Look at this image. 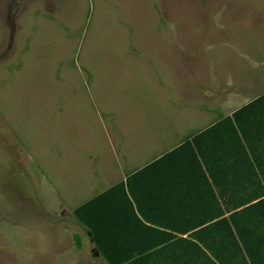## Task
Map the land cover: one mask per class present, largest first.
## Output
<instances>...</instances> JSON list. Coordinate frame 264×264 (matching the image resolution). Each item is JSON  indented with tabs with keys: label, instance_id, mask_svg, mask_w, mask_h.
<instances>
[{
	"label": "rangeland",
	"instance_id": "1",
	"mask_svg": "<svg viewBox=\"0 0 264 264\" xmlns=\"http://www.w3.org/2000/svg\"><path fill=\"white\" fill-rule=\"evenodd\" d=\"M155 55L177 56L180 74L203 71L211 95H246L230 106L264 94V0H0V264H106L74 210L110 188L109 165L132 169L122 152L109 155L111 105L133 102L109 71ZM222 75L219 88L211 79ZM191 105L158 114L176 129L183 113L197 118ZM206 113L199 123L218 118Z\"/></svg>",
	"mask_w": 264,
	"mask_h": 264
},
{
	"label": "trees",
	"instance_id": "2",
	"mask_svg": "<svg viewBox=\"0 0 264 264\" xmlns=\"http://www.w3.org/2000/svg\"><path fill=\"white\" fill-rule=\"evenodd\" d=\"M212 134L221 137L227 155L224 188L218 195L211 189L218 169H201L210 191L200 195V205L186 193L177 195L172 223L141 219L140 196L131 184L136 175L74 210L107 264H264V95L202 133ZM188 170L157 169V175L173 182L186 179Z\"/></svg>",
	"mask_w": 264,
	"mask_h": 264
},
{
	"label": "crops",
	"instance_id": "3",
	"mask_svg": "<svg viewBox=\"0 0 264 264\" xmlns=\"http://www.w3.org/2000/svg\"><path fill=\"white\" fill-rule=\"evenodd\" d=\"M147 58L149 57L135 60L134 57H129V61L126 62H135L134 67L137 68L135 71L128 72L132 66L126 64L121 65L119 71H109L113 74V79L117 78L111 82L113 86L120 88L122 94H125V97H128L130 101H133L128 103L121 101L122 103L111 105L113 113H109V155H113L114 151L115 154L122 152L126 159L130 158L132 169H125L127 166L124 167V164L121 166L122 162L118 166L119 169H114L112 164L109 165V185L112 188L136 175L135 178H132L131 184L140 196L139 211L142 212L140 217L145 223L151 225L147 221L150 223H172L176 220L171 208L176 207L178 204L172 201L177 199V195L181 193L191 196V202L196 205L201 204L200 195H207L204 192L210 191L203 184L204 177L201 174V169H218L214 172L217 185L211 179V189L218 195L220 188H224L223 178L220 179L221 169H228V166L227 155L224 149H221L223 140L219 135H202V133L261 95L250 99L244 104L230 106L228 102L232 101L231 104L235 102L242 103L246 95L241 92H236V94L233 91H228V88L222 91L218 89L215 96L214 94L211 95L212 93L208 88L210 87L208 76L203 71H198L196 72L198 75L194 74L195 76L192 75L190 77L186 75L187 72L180 74L177 69V56H168L169 59H166L167 57L155 55L152 61ZM126 70L127 72H125ZM125 73H132V77L127 83L122 78ZM189 78L192 81H188ZM218 79V77H214L211 81L218 86L223 82L224 76L222 75L220 80ZM180 85L183 89L181 95L179 91ZM218 87L220 88V86ZM161 97L164 99L161 107L154 108L152 106L153 102L158 98L161 100ZM213 97L216 99V106L214 111L210 112L209 108L204 107V105L207 102L209 103ZM221 97V102L217 103ZM227 97L229 99H226ZM225 101L227 102L223 103ZM193 102L194 105L191 106L200 110H196L197 118H193L194 111L188 114L183 113L186 115L184 119H174L175 123L180 120L182 121L180 123L183 124L180 127L176 126V129H167V124L163 121L164 117L162 114H158L159 111L164 109L171 110L170 108L176 111L175 105L177 103L179 106H183ZM154 109L158 110L155 112ZM201 111L207 112V117H205L207 120L208 116L212 114H216L218 118L211 120V122L199 123V119L203 120L202 116H204ZM186 127H197L196 129L199 130L179 141L177 140L178 142L173 145L168 144L160 150L162 147L161 143H170L172 141L171 134L175 133V131H184ZM134 136L140 141L136 144L139 146L135 145ZM195 138L199 140L196 143L193 142ZM144 142L150 143L148 147L151 150L147 148V151L151 153V156L148 161H138L139 165H137L136 158L140 155L137 150ZM157 147H159V150ZM144 169L154 170L140 175ZM157 169H173L174 171L176 169H189V176L186 179L175 178L176 181L173 182L167 181L163 176L157 175ZM232 169L243 168L241 166L237 168L233 166ZM105 174L107 175V173ZM190 219L194 220L196 218L191 216ZM121 220L124 221V219ZM85 232L89 237L86 230Z\"/></svg>",
	"mask_w": 264,
	"mask_h": 264
},
{
	"label": "water",
	"instance_id": "4",
	"mask_svg": "<svg viewBox=\"0 0 264 264\" xmlns=\"http://www.w3.org/2000/svg\"><path fill=\"white\" fill-rule=\"evenodd\" d=\"M87 233L89 235L90 243H91V245L93 247V254H94V256L95 257L101 256L100 255V251H99V249H98V247H97V245L95 243V239H94V236H93L92 232L89 231V230H87Z\"/></svg>",
	"mask_w": 264,
	"mask_h": 264
}]
</instances>
